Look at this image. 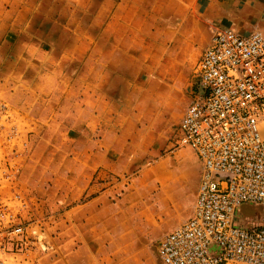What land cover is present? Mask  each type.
Wrapping results in <instances>:
<instances>
[{
    "label": "rangeland",
    "instance_id": "rangeland-1",
    "mask_svg": "<svg viewBox=\"0 0 264 264\" xmlns=\"http://www.w3.org/2000/svg\"><path fill=\"white\" fill-rule=\"evenodd\" d=\"M117 2L0 0V84H4L3 94L8 93L14 102L0 100L9 107L27 143L18 161L15 184L28 205L23 220L34 231L27 251L0 255L4 264H157L156 247L161 238L191 215L200 166L191 151L176 145V129L197 81L193 67L200 53L190 56L203 45L201 37L177 46L164 61L170 71L165 72L159 91L166 97L163 121L153 127L138 123L137 129L129 130L125 125L124 138L119 134L113 154L108 156L111 171L97 173L95 187L84 195L76 193L79 173L63 158L64 151L76 147V142L35 139L34 125L22 108L27 102L11 89L14 85L29 89L24 84L28 77L23 79L18 72L27 76L29 71H46L52 54L75 56L77 49L92 46L93 36L103 34L108 12ZM108 46L100 45V56L106 62L116 56ZM134 64H129L132 70ZM65 67L75 71L77 62ZM136 72L132 71L134 90L125 99L153 101L146 96L145 83L154 71H140L138 77ZM118 85L113 86L117 89ZM67 167L72 170L62 171ZM66 179L74 183L67 197ZM90 198L94 200L85 205ZM238 217L244 224H237L244 228L264 226V208L242 207ZM217 253L211 249L212 255Z\"/></svg>",
    "mask_w": 264,
    "mask_h": 264
},
{
    "label": "built area",
    "instance_id": "built-area-1",
    "mask_svg": "<svg viewBox=\"0 0 264 264\" xmlns=\"http://www.w3.org/2000/svg\"><path fill=\"white\" fill-rule=\"evenodd\" d=\"M194 74L195 90L177 126L176 145L191 151L201 175L192 213L161 238L157 264H264V226L236 222L242 207L264 208V34L214 31ZM26 150L0 100L1 256L25 252L32 243L34 231L23 220L28 205L15 184Z\"/></svg>",
    "mask_w": 264,
    "mask_h": 264
},
{
    "label": "crops",
    "instance_id": "crops-1",
    "mask_svg": "<svg viewBox=\"0 0 264 264\" xmlns=\"http://www.w3.org/2000/svg\"><path fill=\"white\" fill-rule=\"evenodd\" d=\"M220 29L243 36L254 31L264 34V0H119L108 12L103 34L93 36L92 46L77 49L75 56L69 52H62L57 57L50 54L51 65L46 71H29L27 76L24 71L18 72L21 78L28 77L24 84H28L29 89L24 91L15 85L11 89L27 102L22 108L34 125L35 139H62L77 144L67 148L63 158L79 173L78 196L95 187L97 173L111 171L108 156L113 154L112 145L119 134L124 138L125 125H129V130L137 129L138 123L153 127L163 121L166 97L159 91L165 83V72L170 71V66L164 64L166 58L177 46L194 37H201L203 45L190 57L198 55L207 47L211 34ZM101 44L109 45L108 51L116 54L113 60L109 57L106 62L101 58ZM71 62H77L75 71L65 67ZM131 63H136L133 70L129 66ZM132 71L139 72L136 77L140 71H154L153 78H148L145 83L148 87L146 96L152 97L153 101L136 100L134 103L125 99L126 93L134 90ZM114 84H119L117 89ZM3 85L0 84V97L14 102L8 93L3 94ZM187 106L188 103L180 115L183 116ZM199 166L200 179V163ZM65 170L70 172L72 169L67 167L62 171ZM199 179L194 187V201ZM66 180L64 196L67 197L66 192L74 183ZM93 200L90 198L84 203L88 206ZM240 210L236 222L244 224L238 217Z\"/></svg>",
    "mask_w": 264,
    "mask_h": 264
}]
</instances>
